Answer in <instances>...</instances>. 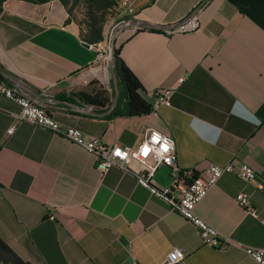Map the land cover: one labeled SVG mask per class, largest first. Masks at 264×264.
<instances>
[{"label":"crops","instance_id":"crops-1","mask_svg":"<svg viewBox=\"0 0 264 264\" xmlns=\"http://www.w3.org/2000/svg\"><path fill=\"white\" fill-rule=\"evenodd\" d=\"M63 16L57 1L0 5V83L36 100L60 126L106 144L136 146L150 129L168 135L186 178H205L210 163H246L253 181L221 177L195 213L234 243L264 249V0L138 1L131 21L159 29L122 26L118 60L150 97L171 93L170 106L133 117L80 112L108 108L78 96L101 92L110 102L112 74L100 48H85ZM192 18L197 31L173 32ZM18 111L0 94V264H160L174 248L185 253L179 264H255L237 246H204L130 172L112 167L100 177L92 155L65 139L25 122L6 138ZM169 173L160 167L154 181L167 185ZM241 193L256 218L235 203Z\"/></svg>","mask_w":264,"mask_h":264},{"label":"built area","instance_id":"built-area-1","mask_svg":"<svg viewBox=\"0 0 264 264\" xmlns=\"http://www.w3.org/2000/svg\"><path fill=\"white\" fill-rule=\"evenodd\" d=\"M140 0H116V12L121 22L131 21L136 18V5ZM198 30V23L195 18L188 20L173 30L175 33H192ZM95 44L88 45L89 48ZM102 57V54L100 53ZM179 83H182L180 80ZM169 90H157L151 97L150 114L156 113L161 106H170ZM0 94L15 103L19 111L14 115V123L6 130L5 137L14 133L16 124L29 123L38 128L47 130L59 136L71 144H74L92 155L95 162V169L100 177H103L110 168L117 167L125 172H130L136 179L138 186L145 188L150 196L163 201L168 209L190 223L198 233L201 243L208 247L225 248L237 246L241 248L255 264H264V249L242 246L234 243L228 236L221 235L215 228L201 220L195 213V208L206 196L208 190L217 181L225 176L232 175L240 178L245 183L253 181L256 177L254 170L246 163L231 161L225 165L210 163L203 172L202 177H181L180 170L175 164V147L173 140L166 134L150 129L143 136L141 141L133 147L118 144H106L99 139L87 138L79 130L60 126L53 117L47 113L36 100L26 96L19 89L11 88L0 83ZM153 132L158 133L160 142L152 141ZM167 138L171 145L168 151L161 149V143ZM147 144L150 151L147 156L142 155L141 149ZM116 149L120 155H116ZM157 150L160 154L157 155ZM136 163L138 170H132L130 165ZM170 168L169 182L160 186L154 181V176L160 167ZM264 194V184L260 186ZM235 203L244 212L256 218V211L250 206L246 194H238ZM185 253L177 248L168 252L160 264H179L184 260Z\"/></svg>","mask_w":264,"mask_h":264},{"label":"trees","instance_id":"trees-1","mask_svg":"<svg viewBox=\"0 0 264 264\" xmlns=\"http://www.w3.org/2000/svg\"><path fill=\"white\" fill-rule=\"evenodd\" d=\"M6 0H0V5ZM29 2L36 5L46 4L50 1H57L61 6L66 7L70 0H20ZM97 8L101 11L111 10L116 7V0H96ZM88 32L83 39L86 44H96L102 40L101 28H96V26H88ZM118 50L114 51L115 58V74L118 81L119 97L117 101L116 108L114 111L106 118H111L115 116H141L150 114L151 104H148L141 96L138 94V90L141 88L136 78L131 74V72L123 66L118 60ZM101 92H96L94 96L88 97L80 94L78 97L80 100L86 102L87 104L94 107H104L105 104L110 105L107 100L100 99ZM100 99V100H99ZM108 105V106H109ZM105 110H101L103 113ZM185 172H180V176L185 177ZM192 177H195L191 174ZM0 251H6V248L0 243ZM15 264H21L16 259L13 260Z\"/></svg>","mask_w":264,"mask_h":264},{"label":"rangeland","instance_id":"rangeland-1","mask_svg":"<svg viewBox=\"0 0 264 264\" xmlns=\"http://www.w3.org/2000/svg\"><path fill=\"white\" fill-rule=\"evenodd\" d=\"M96 0H70L66 7H63L66 24H71L78 30L79 37L83 40L89 31L88 26H96L101 28L102 40L96 43L100 50L102 57L109 59V38L114 32V35L119 32L115 30L121 19L118 17L116 8L111 10L101 11L97 8ZM116 33V34H115ZM115 39V37H114ZM114 45V51H115Z\"/></svg>","mask_w":264,"mask_h":264},{"label":"water","instance_id":"water-1","mask_svg":"<svg viewBox=\"0 0 264 264\" xmlns=\"http://www.w3.org/2000/svg\"><path fill=\"white\" fill-rule=\"evenodd\" d=\"M138 26L140 28H147V29H159L157 26H153V25H149V24H138L136 22H132V21H124L120 24L117 25V27L115 28V30H118L120 28H122V26ZM116 34V33H115ZM114 32L111 34L110 38H109V67H110V71L112 74V87L114 90L112 99L110 101V105L108 106V108L102 113V114H96L95 112H93L91 110V108L87 107L90 110H86V108H79L80 112L84 115H88V116H94V117H106L109 116L114 109L116 108L117 105V101H118V97H119V88H118V81H117V77L115 74V58H114V45H115V40H114ZM85 48H88L87 44H83ZM2 75V74H1ZM1 78L3 80H9L12 81L9 77H7L6 75H2ZM16 86L18 88H20L21 90H25L26 89L19 85L18 83H16ZM138 94L141 96V98H143L148 104H151V97L142 89L140 88L138 91ZM35 98H37L35 95H33Z\"/></svg>","mask_w":264,"mask_h":264},{"label":"clouds","instance_id":"clouds-1","mask_svg":"<svg viewBox=\"0 0 264 264\" xmlns=\"http://www.w3.org/2000/svg\"><path fill=\"white\" fill-rule=\"evenodd\" d=\"M152 141H153V142H160V136H159L158 133L153 132V134H152ZM170 147H171V145L168 143L167 138H164L163 143H161V149H162L163 151H168ZM149 151H150V148L147 146V144H145V145L142 147V149H141V153H142V155H144V156H147L148 153H149ZM115 154H116V155H120V154H121V153H120V150H119V149H116ZM159 154H160V151L157 150V155H159Z\"/></svg>","mask_w":264,"mask_h":264},{"label":"bare ground","instance_id":"bare-ground-1","mask_svg":"<svg viewBox=\"0 0 264 264\" xmlns=\"http://www.w3.org/2000/svg\"><path fill=\"white\" fill-rule=\"evenodd\" d=\"M101 72V71H100ZM97 73H99V72H97ZM99 76H100V74H99Z\"/></svg>","mask_w":264,"mask_h":264}]
</instances>
